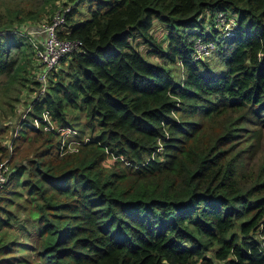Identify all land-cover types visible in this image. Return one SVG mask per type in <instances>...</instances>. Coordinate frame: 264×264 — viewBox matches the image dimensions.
Segmentation results:
<instances>
[{
	"label": "trees",
	"instance_id": "trees-1",
	"mask_svg": "<svg viewBox=\"0 0 264 264\" xmlns=\"http://www.w3.org/2000/svg\"><path fill=\"white\" fill-rule=\"evenodd\" d=\"M53 1L0 0L3 94L34 92L13 128L33 151L0 190V264H264V0H84L83 19L69 0L59 35L82 50L40 93V64L13 30L52 18ZM218 14L234 18L219 37L204 27ZM198 37L215 43L213 65L194 59ZM44 112L77 151L31 126Z\"/></svg>",
	"mask_w": 264,
	"mask_h": 264
},
{
	"label": "rangeland",
	"instance_id": "rangeland-1",
	"mask_svg": "<svg viewBox=\"0 0 264 264\" xmlns=\"http://www.w3.org/2000/svg\"><path fill=\"white\" fill-rule=\"evenodd\" d=\"M4 1V6L5 9L6 8H11L14 10H17L19 8H28V7H38V9L40 10L39 6L43 3V1L45 0H3ZM79 0L76 3L77 5V14H75V18L76 19H83L87 16V2L86 1H82ZM54 6H55V10L56 12L62 8V6H67L68 4H71V1L69 0H54L53 1ZM47 5H45L46 8H49L50 4L46 3ZM65 6V7H66ZM4 9V10H5ZM37 10V9H35ZM38 11V10H37ZM216 15V14H215ZM214 15V16H215ZM50 14H45L41 19H39L38 21H34V22H27V24L31 25V26H36L38 24H40L43 21H47L51 18H49ZM221 16L220 14H218V16L215 17L216 19V25L215 28L210 24V16H207L206 18V22L204 23V27H208L206 31L211 32L212 34L214 33L217 37L222 36V32L225 30L224 25L220 26L218 23V17ZM52 17V16H51ZM224 17V16H222ZM49 18V19H48ZM213 18V17H212ZM230 25H233L234 23V18H230L227 20ZM229 25H227V29L226 31L229 30ZM216 29V30H215ZM205 30V29H204ZM152 33L155 35V37H157L158 40L161 41L162 36L164 35V29L163 26H161L159 23H155ZM13 38L16 41H20L21 37H17V36H13ZM205 41L203 38L198 37L195 38L194 41V45L195 43L198 41ZM212 41V40H209ZM193 45V46H194ZM140 49L144 52L147 51V46L142 44L140 46ZM215 50V48H214ZM214 50L208 55L205 56L206 59H208V63L210 65H213L215 63V61H217L219 59L218 55L216 54L217 51L214 52ZM195 51V50H194ZM203 52H205V50H202ZM204 55H202L200 57L199 60H202L203 58H205ZM149 59L153 62H158L160 61V59L156 56V55H152L151 57H149ZM198 60V59H196ZM7 83V78L5 76H3L2 81H1V85H0V143L2 145H6L7 147V155L3 156L0 152V162L2 163H8L9 159L11 157V159L13 158L12 163L8 164L9 168H11L13 166V164L15 163H19L23 161V158L26 156H30L31 152L33 151L34 146L33 145H27L26 143L21 144V142H15L13 143V136L15 134V132L13 131V128L15 127V123H16V119L18 118V116L23 113L25 111V108L27 106L28 101L33 97L34 92L29 90V89H25L23 91L22 96H21V100L19 102L16 101H9V97H13L15 95V92L13 91V89L11 91H8L7 94H3L2 88L3 86ZM20 86V84L16 83V85L14 86L15 89H17ZM29 87L32 88L33 86L29 84ZM12 92V93H11ZM9 101V102H8ZM85 124V119L83 117V115H80V119H79V127L84 126ZM56 126V125H55ZM72 130H70L69 135H72ZM86 132L87 129H86ZM62 139V137H61ZM66 143L62 142V146H61V153H64L66 151L72 152V151H77L76 150V144H74L73 142L71 144H69V146H65ZM31 146V147H30ZM11 154V156H10ZM264 154V139L262 141L261 144V148L260 151L258 153V156ZM113 160L110 159L108 160L109 163H111ZM253 165L255 164V158H253V160H250V164ZM255 174V173H254ZM8 196L11 197V195L8 193ZM15 198V196H14ZM27 239L31 240L32 236H26ZM19 240H25L23 238V236H19ZM32 244V243H31Z\"/></svg>",
	"mask_w": 264,
	"mask_h": 264
},
{
	"label": "built area",
	"instance_id": "built-area-1",
	"mask_svg": "<svg viewBox=\"0 0 264 264\" xmlns=\"http://www.w3.org/2000/svg\"><path fill=\"white\" fill-rule=\"evenodd\" d=\"M77 1L79 0H76V2ZM73 3L75 2H71V4H68L67 6L65 5L66 7L62 6V8L58 10L51 19L43 21L36 26H31L25 23L13 30L17 34L28 39L30 45L33 48L36 61L40 64L39 70L36 74V79L42 83L40 93L45 91V83L49 72L56 69L65 56L73 51L82 50V41L78 39L60 37L59 35V32L64 28V13L70 10ZM218 23L220 26L224 25V31L226 32L225 34H227V25H229L228 27L230 28V23L225 22L224 17H220L218 19ZM214 48H216V45L213 41L204 42L198 40L194 45V59H200L202 55H204V57L208 56L214 50ZM203 49L205 52L202 51ZM42 117L43 118L41 120L34 119L31 123V126L34 128H39L41 127V124L46 123L43 124V129L60 132L62 136V142L66 143V139L70 136V133L68 132H70L71 128H57L51 121L48 112H44ZM71 134H75V131L72 130ZM72 142L75 144L74 141H69L67 146H69V144ZM9 172L10 168L8 163L6 164L0 162V190L4 187Z\"/></svg>",
	"mask_w": 264,
	"mask_h": 264
}]
</instances>
